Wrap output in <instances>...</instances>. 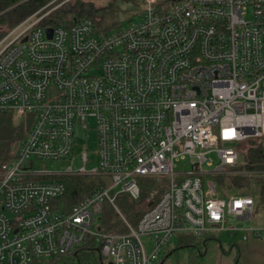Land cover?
<instances>
[{"label":"built area","instance_id":"2783aa9c","mask_svg":"<svg viewBox=\"0 0 264 264\" xmlns=\"http://www.w3.org/2000/svg\"><path fill=\"white\" fill-rule=\"evenodd\" d=\"M57 2L0 39V115L26 129L0 167V264L46 262L89 236L103 264H156L182 232L261 238L254 200L223 197L216 177L244 164L243 143L264 150V0H144L140 21L109 32L87 17L45 23ZM89 119L95 168L83 153L81 168L35 170L71 156ZM84 176L102 181L73 204L52 179ZM144 176L167 189L133 226L117 197L137 202ZM103 204L125 232L96 223Z\"/></svg>","mask_w":264,"mask_h":264},{"label":"trees","instance_id":"16d2710c","mask_svg":"<svg viewBox=\"0 0 264 264\" xmlns=\"http://www.w3.org/2000/svg\"><path fill=\"white\" fill-rule=\"evenodd\" d=\"M53 0H0V27L7 31L14 28L30 15ZM115 0L108 7L95 9L89 2L76 1L70 5H63L61 8L52 10L45 23L56 24L59 22H71L74 18H90L97 21L100 14L113 13ZM121 2V1H120ZM53 9L48 7L47 10ZM97 24V22H96ZM6 33L0 31V39ZM26 135V130L21 122H14L12 117L0 115V167L14 156L16 148ZM242 161L237 167L226 171L216 177L219 189L223 197L241 196L251 197L255 207H264V152L263 148L255 143H243L240 146ZM260 168L253 180H250V171ZM53 180L63 182L66 187L65 200L69 204L76 203L79 198L88 195L94 186L88 177H55ZM167 177L165 176H144L139 179L140 198L132 202L126 195L117 197V208L132 223H137L144 212L149 210L161 198L167 189ZM115 212L110 206L103 204L101 215V226L106 232L123 233V227L119 225ZM209 238L206 234L197 237L192 232L178 234L177 245L172 248L169 244L165 256L161 257L160 264H165L168 257L177 255L182 249L187 251V264H204L206 247ZM233 248V247H232ZM238 256L235 255V264H238ZM33 264H103L101 256V245L94 237H87L86 242L76 251L63 255L46 262H35Z\"/></svg>","mask_w":264,"mask_h":264},{"label":"rangeland","instance_id":"374dc122","mask_svg":"<svg viewBox=\"0 0 264 264\" xmlns=\"http://www.w3.org/2000/svg\"><path fill=\"white\" fill-rule=\"evenodd\" d=\"M53 1L56 2L57 0ZM76 1L89 2L93 5L95 9L106 8L109 4L114 2V0H58L56 4L61 8L63 5H70L75 3ZM115 1V7L112 14L101 13V18H96L98 27L104 32L112 31L115 28H124L131 22L140 21L145 9L144 0ZM56 4H54L53 6H55ZM5 30L7 31L6 28L0 27L1 32H4ZM13 119L15 120L14 117ZM88 123L90 125V129H88V131L82 130V128L77 124L75 125V147L73 148L71 156L59 162L46 161L44 163L42 161H37L35 162V170L37 172H44L50 175H61L65 173V170L70 165V162L72 163V166L74 168H81L83 166V162L80 157L83 153H85L87 156V161L84 164L85 168L87 170H92L93 168H95L96 134L93 130V120L89 119ZM210 157L213 158L214 164H216L217 160L215 154H211ZM259 170L260 168L255 167V169L249 172L250 180H253L255 178V176L257 175L256 173ZM88 179L92 180L93 184L97 185L100 184L102 181L98 177H88ZM123 217L125 218L124 215ZM97 218L98 217L95 218L96 223H100L101 220L97 221ZM117 219L120 223L119 225L123 227V223L119 219V217H117ZM229 221L232 222L231 219H229ZM252 226L254 228L264 229L263 206L259 208L255 207L252 219ZM246 227H249V225H246ZM206 238H209L210 241L208 242L206 247V254L204 255V264H221L222 261L227 262L229 264H235V255L238 256V264H264V233L263 236L259 239L249 237L247 241L242 240L241 232H237L234 235H231L226 232H210L206 234ZM177 240L178 234L175 235V237H173L170 242L172 248L177 245ZM164 256L165 254L162 257ZM187 257L188 256L186 249H182L178 252L177 255H172L168 257L169 262H166V264H186ZM160 262L161 257L156 262V264H160Z\"/></svg>","mask_w":264,"mask_h":264},{"label":"water","instance_id":"95a60500","mask_svg":"<svg viewBox=\"0 0 264 264\" xmlns=\"http://www.w3.org/2000/svg\"><path fill=\"white\" fill-rule=\"evenodd\" d=\"M46 33L49 35V37L51 36V31L47 30ZM230 146H234V144H230Z\"/></svg>","mask_w":264,"mask_h":264},{"label":"crops","instance_id":"0c3cea01","mask_svg":"<svg viewBox=\"0 0 264 264\" xmlns=\"http://www.w3.org/2000/svg\"><path fill=\"white\" fill-rule=\"evenodd\" d=\"M187 260V259H186ZM167 262H169V260L167 261ZM166 264V263H165ZM186 264H187V262H186ZM219 264V263H218ZM221 264H229V263H227V262H221Z\"/></svg>","mask_w":264,"mask_h":264}]
</instances>
